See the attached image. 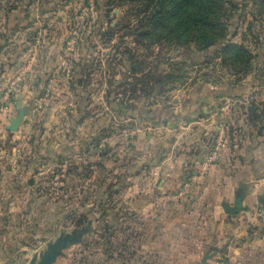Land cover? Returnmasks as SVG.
I'll return each mask as SVG.
<instances>
[{
    "label": "rangeland",
    "instance_id": "obj_1",
    "mask_svg": "<svg viewBox=\"0 0 264 264\" xmlns=\"http://www.w3.org/2000/svg\"><path fill=\"white\" fill-rule=\"evenodd\" d=\"M233 1L226 37L256 55L240 82L226 40L141 41L147 0H0V203H21L0 204V264L67 237L51 264H108L126 203L186 198L194 154L226 140L264 151V5Z\"/></svg>",
    "mask_w": 264,
    "mask_h": 264
},
{
    "label": "crops",
    "instance_id": "obj_2",
    "mask_svg": "<svg viewBox=\"0 0 264 264\" xmlns=\"http://www.w3.org/2000/svg\"><path fill=\"white\" fill-rule=\"evenodd\" d=\"M217 147L208 161L194 154L186 198L126 203L135 215L122 221L131 235L122 264H264V219L253 213L264 201V151L227 140ZM239 197L241 209L232 212ZM118 253L113 247L108 264H116Z\"/></svg>",
    "mask_w": 264,
    "mask_h": 264
},
{
    "label": "trees",
    "instance_id": "obj_3",
    "mask_svg": "<svg viewBox=\"0 0 264 264\" xmlns=\"http://www.w3.org/2000/svg\"><path fill=\"white\" fill-rule=\"evenodd\" d=\"M245 3H261L264 0H242ZM237 5L233 0H147L146 7H152L144 27L139 35L144 37L184 40L181 43L194 42L203 47L216 44L220 40L227 42L222 54L223 63L234 66L236 82L244 79L253 68L256 55L246 45L232 43L226 37L229 25L230 8ZM264 203V201H262ZM241 209V197L238 198L232 212Z\"/></svg>",
    "mask_w": 264,
    "mask_h": 264
},
{
    "label": "water",
    "instance_id": "obj_4",
    "mask_svg": "<svg viewBox=\"0 0 264 264\" xmlns=\"http://www.w3.org/2000/svg\"><path fill=\"white\" fill-rule=\"evenodd\" d=\"M21 118H22V113L16 119H13L11 121L8 129L11 131L17 130L18 125L21 121ZM66 239H64V238L59 239L58 242L52 244L49 248V251L43 256V258L39 264H51L52 261L55 259L56 255L58 254L60 247H62L66 243ZM204 264H207V262L205 261Z\"/></svg>",
    "mask_w": 264,
    "mask_h": 264
},
{
    "label": "built area",
    "instance_id": "obj_5",
    "mask_svg": "<svg viewBox=\"0 0 264 264\" xmlns=\"http://www.w3.org/2000/svg\"><path fill=\"white\" fill-rule=\"evenodd\" d=\"M214 157V153L210 156V159ZM253 213L259 219H264V203H259L255 207H253Z\"/></svg>",
    "mask_w": 264,
    "mask_h": 264
}]
</instances>
